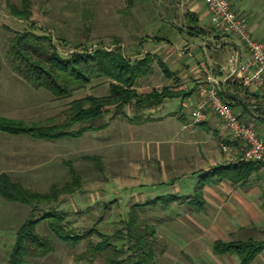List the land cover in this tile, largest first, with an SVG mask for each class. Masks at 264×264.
<instances>
[{
	"label": "rangeland",
	"instance_id": "1",
	"mask_svg": "<svg viewBox=\"0 0 264 264\" xmlns=\"http://www.w3.org/2000/svg\"><path fill=\"white\" fill-rule=\"evenodd\" d=\"M28 1L29 17L20 20L9 14L8 6L20 7L22 0H0V117L42 124L50 118L62 121L72 100L108 93L110 81L102 77L92 78L85 88L63 99H56L47 91L28 84L13 71L18 62L12 49L13 40L22 34L29 35L31 40L23 48L37 59H42L52 49L68 57L84 48L89 52L119 49L124 56H131L130 60L141 59L147 54L154 56L151 73L139 76L135 82L138 95L144 96L164 86L181 88V92L193 86L190 69L196 62L194 54L198 47L185 32L184 9L177 12L173 8L174 0H133L132 3L127 0ZM259 16L264 18V4ZM253 37L264 44V27ZM185 47L186 52L193 55L187 66L177 56L178 50ZM157 60L164 62L176 77L166 78ZM167 103L169 110H174L173 105L177 108L180 100ZM167 106L158 111L146 106L135 108L134 104L120 109L107 107L100 121L105 124L103 130L56 142L34 141L0 132L3 155L0 170L27 192L45 196L53 188L60 192L69 185L68 169H74L81 180L80 190L71 195L59 193L54 202L41 200L34 218L57 208L75 233L96 228L104 234H112L136 206L155 200L158 194L169 190L173 193V188L160 187L163 179L171 175L176 177L183 194L185 191L192 193L198 181V174L194 173L198 167L173 170V165L168 166L167 157L162 156L171 147L176 156V143L180 141L172 120H166ZM199 137L204 134L199 133ZM175 162L170 161L171 164ZM1 204L11 207V222L15 227L27 219L29 207L0 199ZM186 208L184 201L182 204L173 202L166 210H162L160 203L136 210L156 228L157 242L164 248L158 264H211L212 261L228 264L229 257L212 255L207 237H203L205 243L200 245L203 255H192L198 253L199 248L194 231L200 233V230L193 225L188 228L186 224L188 220L200 219ZM15 227L5 229L0 237V244L5 245H0V256L3 253L4 258L11 249ZM36 232L51 239L53 250L44 258H27L25 264H87L74 261L84 250V243L72 247L57 241L44 222L37 225ZM92 240L96 242L97 238L93 236Z\"/></svg>",
	"mask_w": 264,
	"mask_h": 264
},
{
	"label": "trees",
	"instance_id": "2",
	"mask_svg": "<svg viewBox=\"0 0 264 264\" xmlns=\"http://www.w3.org/2000/svg\"><path fill=\"white\" fill-rule=\"evenodd\" d=\"M132 3L133 0H127ZM29 1L22 0L20 7L8 6L9 14L20 20L29 17ZM186 34L196 36L199 33L197 21L192 15L186 17ZM30 36L22 34L13 40V51L18 62L13 71L28 84L43 89L56 99L68 98L75 90L83 89L90 84L92 78H106L110 81L108 93L105 96H84L74 99L68 104L64 120L57 121L50 118L45 123L25 122L22 120L0 117V132L11 136H24L34 141L56 142L63 138H78L85 132L103 130L105 124H100L107 107L153 108L164 99L179 96L168 87L160 91L153 90L142 96L135 90V82L139 76L151 73V64L154 56L149 54L141 59L130 60L131 56H124L119 49L104 51L102 49H83L74 51L68 57L61 56L55 49L42 59L34 58L27 49ZM36 52V48L32 49ZM165 77L171 74L164 62L157 60ZM23 64V65H22ZM257 164L254 162H235L227 165L215 166L201 174L194 193L189 197L165 195L148 203L136 206L126 215L112 234H104L96 228L82 233L72 231L66 216L51 208L38 218L34 213L41 200H57L59 193L73 194L80 190L81 180L78 173L69 167L70 183L60 192L53 188L45 196L31 194L24 190L19 183L13 182L10 177L0 174V197L7 202L19 203L29 207L27 219L15 230L14 240L8 254V264H25L27 258H44L52 252V243L49 237H42L36 232V227L44 222L57 241L75 247L84 243V250L74 257L75 262L87 264H158L164 255V248L157 242L156 228L138 213L143 206L155 207L161 204L162 210L173 202L179 204L184 201L192 206L201 208L203 205L201 188L206 184L229 180L233 183L244 181ZM96 237L94 242L92 237ZM262 244L248 240L245 242L215 241L212 253L215 255H235L238 264H249L261 250Z\"/></svg>",
	"mask_w": 264,
	"mask_h": 264
},
{
	"label": "crops",
	"instance_id": "3",
	"mask_svg": "<svg viewBox=\"0 0 264 264\" xmlns=\"http://www.w3.org/2000/svg\"><path fill=\"white\" fill-rule=\"evenodd\" d=\"M227 1L236 14L246 19L247 27L252 36L254 33L259 32V30L262 31L264 18L263 16H259V12L262 10L264 0ZM173 8L177 9V12L180 8L184 9L185 20L187 15H192L196 19L197 27L199 28V33L196 36L188 35L196 41V46L198 47L194 54L196 62L190 69L194 84L188 90H185V88L184 92H181V88H170L174 92H179V96L164 99L161 104L153 107L151 111H158L167 105L169 106L170 104L167 101L171 103L174 99L180 100L177 108L173 105L172 108L174 110H169L167 106L165 112L166 120H172L173 126L176 127L175 132L178 134L180 140L176 143L178 151L175 156L172 151L174 148L171 147V150H168L169 152H165L162 156L167 157L165 159L168 160V166L173 165V168L171 167L173 170H183L185 166L198 167L194 171L195 174H198L196 176L198 181L193 187L192 193L185 191L183 194V189L177 186L178 179L172 175L168 176L160 182V187L165 186L168 190L173 188V193L169 190L165 194L158 195L189 197L194 193L195 188L201 180V174L218 165L239 162L237 161V146L221 122L212 113H207L204 121L200 124L195 125L192 123V110L196 100V87L198 83L206 78H214L223 85L225 100L242 119H252L255 121L258 133L263 139L264 90L245 89L239 85L236 75L237 65L247 57V53L234 37L214 31L212 19L203 0H174ZM180 59L183 60V64L186 66L191 62V59L188 57ZM167 70L171 75L176 77L175 72H171L168 68ZM176 80L182 85L179 78ZM199 133L204 134V137L200 138ZM224 146L228 148L227 152L222 151ZM2 159L3 155L0 152V162ZM229 159H232V161L228 162ZM172 160L176 162L171 164L170 161ZM2 173L3 171L0 170V174ZM200 191L203 201L202 207L199 209L187 204L188 208H186L191 209L195 217L200 219L194 221L188 220L187 224L185 223L188 228H191V225H193L198 231L200 230V233L194 231L196 235L195 241L198 242L199 248L198 253L192 255H203V251L201 252L200 250V245L203 242L205 243L203 237H207L209 240L208 245L211 253L212 245L215 241L229 243L251 240L262 244V248L249 264H264V171L262 167L256 165L244 181L233 183L229 180H222L206 184ZM0 199L2 198L0 197ZM0 206L1 237L5 229H8L10 226L15 227L16 225H13L11 222L13 217L10 215L12 212L11 207H2V204ZM199 223H203V225ZM15 228L17 229L18 227ZM12 239L14 240V235ZM205 252L207 253L208 251ZM212 255L229 257L230 262L228 264L239 263V259L235 255H215L213 253ZM7 258L8 256L4 258V254L2 253L0 256L1 264H8ZM211 264L221 263L212 261Z\"/></svg>",
	"mask_w": 264,
	"mask_h": 264
},
{
	"label": "built area",
	"instance_id": "4",
	"mask_svg": "<svg viewBox=\"0 0 264 264\" xmlns=\"http://www.w3.org/2000/svg\"><path fill=\"white\" fill-rule=\"evenodd\" d=\"M219 34L234 37L244 47L247 57L239 62L236 75L239 85L245 89L264 90V44L256 40L247 27L246 19L236 14L227 0H203ZM180 48L179 58L192 57V53ZM233 61V60H232ZM225 89L214 78H206L196 87V100L192 110V123L204 121L212 113L237 145L239 162H254L264 171V139L259 135L255 121L244 120L224 98ZM227 152L228 148L223 147ZM229 159L228 162H231Z\"/></svg>",
	"mask_w": 264,
	"mask_h": 264
}]
</instances>
